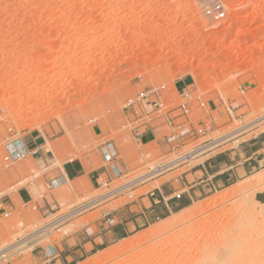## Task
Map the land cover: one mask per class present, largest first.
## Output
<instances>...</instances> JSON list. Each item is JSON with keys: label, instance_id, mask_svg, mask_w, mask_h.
<instances>
[{"label": "rangeland", "instance_id": "374dc122", "mask_svg": "<svg viewBox=\"0 0 264 264\" xmlns=\"http://www.w3.org/2000/svg\"><path fill=\"white\" fill-rule=\"evenodd\" d=\"M217 1L225 11L222 19L209 14L212 0H0V198L22 187L31 188L35 199L47 197L43 177L49 170L75 159L88 166L102 164L99 146L106 141L116 144L126 168V176L108 188L65 186L59 196L61 213L47 219L34 212V206L23 205L10 218L0 215V250L71 207L170 164L199 143L177 153L172 146L137 145L130 132L131 112L125 107L142 89L165 86L178 102L176 84L188 79V90L209 103L207 111L196 108L192 120H212L213 139L241 133L214 154L264 133V124L256 125L264 115V0ZM53 101L60 107L55 104L54 109ZM31 138L44 143L50 163L29 157L6 165V141ZM35 143L25 144L31 148ZM202 157L175 164L123 196L103 200L50 236L23 245L14 264H44L36 258L35 244L60 243L103 212L133 203L180 177L204 162ZM263 180L264 165L229 188L199 197L189 212L208 203L212 207L149 241L140 238L179 217L157 221L102 250L82 251L64 264H264ZM258 194L263 196L260 204ZM137 238L138 245L128 248L127 243ZM149 246L154 247L150 256L143 252ZM136 252L141 255L134 257Z\"/></svg>", "mask_w": 264, "mask_h": 264}, {"label": "crops", "instance_id": "0c3cea01", "mask_svg": "<svg viewBox=\"0 0 264 264\" xmlns=\"http://www.w3.org/2000/svg\"><path fill=\"white\" fill-rule=\"evenodd\" d=\"M188 85V79L181 80L176 84V89L180 92ZM144 130L142 128L139 132ZM169 134L168 128L159 126L156 130L144 133L140 145L172 146L171 140L167 137ZM31 140L36 143L30 149L40 150V155L33 158L49 164V153L44 150V143L35 138L24 140V142L28 144ZM202 158L206 160L193 166L175 180L151 189L124 207L103 212L100 219L74 231L60 243L47 247L37 246L35 248L38 250L37 260L46 264L44 252L50 248L56 253V258L51 264L70 263L73 255H78L82 251L88 252L89 249L102 250L106 244L125 240L147 226L166 220L189 208L203 195L233 186L240 179L264 165V135L253 138L228 153L214 154L212 152ZM121 164L124 166L122 162ZM61 177H64L66 184L50 191L47 197L35 199L29 187H22L14 194L4 196L6 211L12 215L19 211V205H23L24 209L34 206L33 211L39 213L43 219H47L49 214L52 216L62 209L59 196L60 190L65 186L71 185L76 190H80L82 185L97 189L103 182L112 178L103 161L100 165L88 166L82 160L75 159L65 162L61 168L49 170L43 177V181L47 184ZM179 194L182 195L180 199L177 198ZM259 199H263L262 194H258L256 200L261 203ZM0 215L2 216L1 213Z\"/></svg>", "mask_w": 264, "mask_h": 264}, {"label": "built area", "instance_id": "2783aa9c", "mask_svg": "<svg viewBox=\"0 0 264 264\" xmlns=\"http://www.w3.org/2000/svg\"><path fill=\"white\" fill-rule=\"evenodd\" d=\"M212 1V9L209 14H213L217 19L224 18L225 11L222 3L217 0ZM177 93L179 96L178 102L170 98V94L166 90L165 86L148 90L142 89L133 99L127 103L125 108L131 112V124L134 125L130 132L136 144L140 145L141 138L144 133L150 130H156L159 126H165L169 129L170 134L167 137L171 140V150L173 153H177L181 149L199 142L190 151L182 154L176 160L171 162V164L175 163L180 164L179 166H182L181 164H188L189 162L201 158L206 154L212 153L215 150L222 149L224 146L230 143L231 140H234L236 137H238V135L241 134H235L232 132L234 134H226L217 139L210 138L215 130L213 121L210 120L207 122L204 118H201L196 122L192 120L193 111L196 108H199L203 111L209 110L208 101L205 100L202 95H195L191 93L188 88L182 89L180 92L177 91ZM261 119L262 120L260 122H257L259 119H256L257 126L264 124V115ZM142 128L145 130L139 132V130ZM263 134L264 133L258 135L257 137H260ZM229 151L231 150H225L220 154H225ZM99 152L104 162L107 163L108 172H110L112 176L111 179L103 182L99 187L108 188L112 182L122 179L126 176V169L120 162L118 148L113 142L106 141L100 144ZM39 155V149H30L27 147L24 141L20 139L7 140L4 145V163L6 165H11L26 158L37 157ZM63 178L64 177H61L60 179L57 178L58 180L56 179L47 183V191L50 192L63 187L66 184ZM141 182H136V180H134L112 190L103 197L94 198L78 206L71 207L67 212L60 214L54 220H52V222L31 233L29 236L23 239H18L16 243L0 250V264H14L15 257L21 256L23 254L21 252V247L23 245L33 244L34 240L42 235L50 236L52 230H56L61 226L83 216L88 211L99 206V204L105 199H115L123 196L127 191H129L130 187H133L134 185H137ZM181 196L182 195L179 194L177 198L180 199ZM44 197L45 196H41V198ZM5 205V199L0 198V213L3 217L10 218L11 213L6 211ZM61 211L62 209H59L58 212L52 216L61 213ZM37 246L38 244H35V248ZM44 258L46 264H51L56 258V253L50 248H47L44 252Z\"/></svg>", "mask_w": 264, "mask_h": 264}, {"label": "bare ground", "instance_id": "6f19581e", "mask_svg": "<svg viewBox=\"0 0 264 264\" xmlns=\"http://www.w3.org/2000/svg\"><path fill=\"white\" fill-rule=\"evenodd\" d=\"M142 20V19H141ZM238 44V43H237ZM39 73V72H38ZM41 73V72H40ZM40 73H39V75H40ZM78 73V72H77ZM84 73V72H83ZM85 75V74H84ZM87 76V75H86ZM83 77H85V76H83ZM78 78V77H77ZM76 79V78H75ZM77 80V79H76ZM78 81V80H77ZM43 89V88H42ZM18 91L20 90V89H17ZM46 91V90H45ZM48 91V90H47ZM63 91V90H62ZM61 92V91H60ZM64 92V91H63ZM18 93H20V95H21V93L23 94V92L21 91H19ZM25 93V92H24ZM33 93V92H32ZM45 93H47V92H45ZM44 93V94H45ZM48 93H49V91H48ZM47 93V94H48ZM40 94H41V92H40ZM53 94V93H52ZM33 95V94H32ZM37 95H39V94H37ZM43 95V94H42ZM30 96V95H29ZM40 96V95H39ZM44 96V95H43ZM49 96H53V95H49ZM57 96V95H56ZM80 96V95H79ZM22 97V96H21ZM55 97V96H54ZM54 97H53V99H54ZM64 97V96H63ZM13 98V97H12ZM33 98V97H32ZM41 98V97H40ZM24 99L25 98H23V102H24ZM49 99V98H48ZM47 99V100H48ZM71 99V98H70ZM14 100H15V98H14ZM21 101H22V99H20ZM33 99H31L30 101H32ZM43 101H44V98L42 99ZM46 100V99H45ZM62 101V100H61ZM20 102V101H19ZM26 102V101H25ZM29 101H27V103H28ZM49 102V101H48ZM54 102L55 101H53V103L51 104V106H53L54 107V109H55V104H57L58 105V103H55L54 104ZM57 102V101H56ZM17 104H18V102H17ZM23 104V103H22ZM44 104H45V102H44ZM47 104V103H46ZM50 104V103H49ZM56 105V106H57ZM48 106H50V105H48ZM59 106V105H58ZM53 107H51V108H53ZM60 107V106H59ZM50 108V111L51 110H53V109H51ZM16 109H18L19 110V108H16ZM13 111V110H12ZM49 111V112H50ZM14 112H15V110H14ZM53 112H54V110H53ZM55 112H58L57 110H55ZM39 114V113H38ZM51 114H52V111H51ZM57 114V113H56ZM42 115V114H41ZM60 115H61V113H60ZM59 115V116H60ZM36 116V115H35ZM40 116V115H39ZM53 116H55V114L53 113ZM57 116V115H56ZM39 118V117H38ZM18 121V120H17ZM236 134V133H235ZM116 145V144H115ZM138 145V144H137ZM50 146H52V145H50ZM28 147V146H27ZM53 147V146H52ZM118 148V147H117ZM52 150V149H51ZM50 150V151H51ZM54 151V150H53ZM119 151V150H118ZM175 163H170V164H166V165H162V166H158V167H156V168H154V170L153 171H151V172H149L148 174H146V175H143V176H141V177H139V178H137V179H135L136 180V182H143V181H145V180H148L149 178H151V177H155V176H157V175H159L160 173H162V172H164L165 170H167L169 167H171V166H173ZM262 179H263V177H262ZM260 181H261V179H260ZM264 181V180H263ZM252 183V182H251ZM258 184L259 182L257 181H254V184ZM259 185H260V183H259ZM250 186L248 185V188H249ZM243 190V189H242ZM263 188L261 189L260 188V191H262L263 192ZM240 192V191H239ZM237 192H235L234 194H236ZM3 198V197H2ZM258 203V202H257ZM214 204V203H213ZM258 204H260V203H258ZM210 207H212V203H208V204H206V205H204V206H198V207H193V208H191V210H190V212H189V210L187 211L186 209V212H188V214L186 213V212H184V215L182 216V215H180L179 213H177V214H175V216H177V217H179V218H175V220H173V222L171 223L170 222V224H168V226H167V228H164V229H161V230H151V232H149L148 234H147V237H145V238H140V239H145V241H149V240H151V239H153V238H155L156 236H158V234H160V233H162L163 231H165V230H167V229H172L173 227H176L177 225H180L181 223H183L184 221H186V220H189L190 218H192L193 216H196V215H198V214H202L203 212H205V211H207V209H209ZM185 210H183V211H185ZM179 215V216H178ZM181 216V217H180ZM251 217V216H250ZM217 225V224H216ZM200 229H202V228H200ZM201 231V230H200ZM143 236V235H142ZM146 236V235H145ZM167 239V238H166ZM142 241V240H141ZM138 238L137 239H133L130 243L128 242L127 244H128V248H130V249H132L134 246H136V245H138ZM163 242H164V240H163ZM162 242V243H163ZM165 242H167V241H165ZM127 248V247H126ZM153 248V249H152ZM145 249V251H143V252H147L148 254H149V256L151 255L150 253L151 252H153V250H154V247L153 246H149V247H146V248H144ZM141 252V251H140ZM136 253H138V254H134L133 256L134 257H136V256H138L139 255V252H136ZM145 254V253H144ZM147 254V255H148ZM140 255H141V253H140ZM139 255V256H140ZM143 255V254H142ZM145 256V255H144ZM140 258V257H139ZM138 258V259H139ZM134 259H137V258H134ZM95 262V261H94ZM118 264H124L123 262H121V263H118Z\"/></svg>", "mask_w": 264, "mask_h": 264}]
</instances>
